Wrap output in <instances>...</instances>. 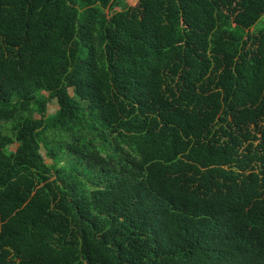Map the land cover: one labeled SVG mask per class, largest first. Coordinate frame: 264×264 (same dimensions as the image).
<instances>
[{
  "label": "trees",
  "instance_id": "16d2710c",
  "mask_svg": "<svg viewBox=\"0 0 264 264\" xmlns=\"http://www.w3.org/2000/svg\"><path fill=\"white\" fill-rule=\"evenodd\" d=\"M0 264H264V0H0Z\"/></svg>",
  "mask_w": 264,
  "mask_h": 264
},
{
  "label": "rangeland",
  "instance_id": "374dc122",
  "mask_svg": "<svg viewBox=\"0 0 264 264\" xmlns=\"http://www.w3.org/2000/svg\"><path fill=\"white\" fill-rule=\"evenodd\" d=\"M122 1H124L128 5H135V3H136V0H122ZM261 19H262V16L259 17V19L255 22L254 26H257L260 23ZM68 92H69V94H71V90L70 89H68ZM55 105L56 104H55V102L53 100L48 102L47 105H46V113L53 112L55 110ZM9 148L10 149L14 148V144L10 145ZM40 151L42 153L43 149H41ZM50 160H51L50 158H44L45 162H50Z\"/></svg>",
  "mask_w": 264,
  "mask_h": 264
}]
</instances>
